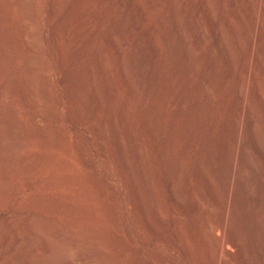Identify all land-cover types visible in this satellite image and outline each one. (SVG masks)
Segmentation results:
<instances>
[{
  "label": "rangeland",
  "instance_id": "374dc122",
  "mask_svg": "<svg viewBox=\"0 0 264 264\" xmlns=\"http://www.w3.org/2000/svg\"><path fill=\"white\" fill-rule=\"evenodd\" d=\"M257 1L0 0V264H124L125 245L130 264H219L222 237L240 239L229 264H264ZM143 145L158 155L154 219L120 192L118 155L132 166ZM173 196L200 205V236L177 239Z\"/></svg>",
  "mask_w": 264,
  "mask_h": 264
},
{
  "label": "bare ground",
  "instance_id": "6f19581e",
  "mask_svg": "<svg viewBox=\"0 0 264 264\" xmlns=\"http://www.w3.org/2000/svg\"><path fill=\"white\" fill-rule=\"evenodd\" d=\"M220 1V0H219ZM228 0H226L227 2ZM259 1V0H258ZM257 1V2H258ZM228 3V2H227ZM261 3H262V0H261ZM263 3H264V0H263ZM20 5V4H19ZM23 5V4H22ZM232 5V4H231ZM246 8V7H245ZM251 9V8H250ZM240 10V9H239ZM255 11V12H254ZM262 11V7H261V4L260 3H256V6H254L253 8V12L250 13V11L248 12L246 10L243 11V13H246L248 12L247 15H249L250 19H252V23L250 24L252 28H250V33L248 35V47H249V59H248V66H247V75L249 76L250 75V72H251V66L253 64L256 63V58H255V55H254V50H255V44L258 40H261V37H262V33L260 32V28H261V25L259 23V15ZM242 12V10H241ZM240 12V13H241ZM28 14V13H27ZM245 14V16H246ZM212 16V15H211ZM25 17V16H24ZM234 17V16H233ZM232 17V19H233ZM213 18V17H212ZM238 18V17H237ZM246 18V17H245ZM229 19V18H228ZM231 19V20H232ZM247 19V18H246ZM27 20V19H26ZM239 20V19H237ZM213 21V20H212ZM228 21V20H227ZM236 21V19H235ZM234 21V23H235ZM237 22V21H236ZM240 22V21H238ZM237 22V23H238ZM242 22V21H241ZM240 22V23H241ZM226 23V22H225ZM233 23V20H232V24L234 25ZM231 24V23H230ZM236 24V23H235ZM225 25V24H224ZM239 25V24H238ZM242 26V24H241ZM226 27V25H225ZM228 27H231L228 25ZM236 28V26H235ZM233 29V28H230V30ZM237 29V28H236ZM229 30V28H228ZM234 30V29H233ZM231 30V31H233ZM235 31V30H234ZM234 31L230 34H234ZM230 32V31H229ZM31 36V35H30ZM29 38V37H27ZM205 48H206V45H205ZM216 50V49H215ZM261 52L263 53L264 55V44L262 45L261 47ZM262 57V56H261ZM139 58V57H138ZM263 58V57H262ZM102 60V59H101ZM95 61V60H94ZM97 61V60H96ZM35 62V61H34ZM99 62V61H98ZM96 63V62H94ZM102 64V63H101ZM94 66H97V65H94ZM94 69V68H92ZM96 69V68H95ZM98 69V68H97ZM91 71V70H90ZM93 70H92V74H93ZM257 72V71H256ZM258 74V72H257ZM256 74V75H257ZM90 75V74H89ZM247 76V77H248ZM259 76V75H258ZM90 78V77H89ZM259 80V79H258ZM247 81V80H246ZM252 81V80H251ZM258 82V81H257ZM251 83V82H250ZM248 83V85L250 84ZM246 84V83H245ZM244 84V86H245ZM253 84V83H252ZM259 84H262L259 83ZM257 84V85H259ZM261 86V85H260ZM262 87V86H261ZM246 88V86H245ZM259 88V87H258ZM257 89V88H256ZM259 90H263L264 92V89H260ZM243 92V91H242ZM260 92V91H259ZM248 97V96H247ZM246 97V98H247ZM239 98L242 102V107H241V113L240 114H244L245 113V102H247V99L246 101L244 102V98L245 96L240 92V95H239ZM251 104V103H250ZM250 104H248V106L250 107ZM253 111V110H252ZM240 112V111H238ZM239 114V113H238ZM239 114V115H240ZM240 115V116H242ZM253 117H255L254 115H252ZM253 117L250 119H253ZM241 118V117H240ZM239 119V118H238ZM241 120V119H240ZM239 120V125L237 126V134H236V137H235V147H234V159L232 160V162L234 161V164H232V168H230V173H229V178H230V183L232 184L233 182V178L235 177V172H236V166H235V163H236V160L239 156V144H240V130L242 129V121ZM249 120V119H248ZM254 120V119H253ZM251 121V120H250ZM249 121V122H250ZM238 122V120H237ZM258 122V121H257ZM256 124V123H255ZM255 126V125H254ZM253 126L252 129H255ZM145 128V127H144ZM252 131V130H251ZM253 131H256L257 130H253ZM254 133V132H252ZM251 134V133H250ZM255 134V133H254ZM256 135V134H255ZM258 135V134H257ZM216 136V135H215ZM253 136V135H252ZM244 137V136H243ZM115 138V137H114ZM252 138V137H250ZM256 138H259L258 136H256ZM242 139H245L242 138ZM260 139V138H259ZM257 140H255L256 142ZM261 141V140H260ZM259 141V143H260ZM115 142V141H114ZM244 143V140L242 142V144ZM258 143V142H257ZM241 144V145H242ZM251 144V143H250ZM262 144V142L260 143ZM259 145V144H258ZM258 145H255V146H258ZM263 145V144H262ZM121 146V145H120ZM119 146V147H120ZM252 146V145H250ZM139 147V146H138ZM137 147V148H138ZM153 147V146H152ZM260 147L262 148V146L260 145ZM121 148V147H120ZM136 148V149H137ZM259 148V146H258ZM264 148V146H263ZM249 149V148H248ZM260 149V148H259ZM120 151V149H118ZM153 150V149H151ZM263 150V149H262ZM122 151V150H121ZM120 151V153H121ZM250 151V150H249ZM252 151V150H251ZM250 151V152H251ZM233 152V151H232ZM248 152V151H247ZM246 152V153H247ZM249 152V153H250ZM253 153V152H252ZM119 154V153H118ZM123 154V153H122ZM122 154H119L118 155V160L120 162V165H121V173H122V179H124V182H125V189L124 190H121V194L123 196V204L125 206V208H129L130 206V203L133 204L134 208L136 209H139V208H142V206L146 205L148 207V212L150 213V218L152 217L153 219L155 218V211H154V208H153V199L155 198V190H157V183H158V179L156 178V174L154 172V169H156L154 167V163H155V159L158 155L154 154V151H148V148L143 145V147L138 148L135 155H134V163H132V166L130 164V162H128L126 159H125V156H122ZM159 154V153H158ZM163 154V153H162ZM248 154V153H247ZM165 156V155H164ZM124 157V158H123ZM162 157V156H161ZM39 158V157H37ZM159 160V159H158ZM174 161V159H173ZM251 161V160H250ZM254 161V159L252 160ZM45 162V161H44ZM164 163V162H163ZM174 163V162H172ZM248 165V163H247ZM252 165V164H251ZM249 166V165H248ZM251 167V166H250ZM163 168V167H162ZM256 168V167H255ZM253 169V168H252ZM163 170V169H162ZM248 170V169H247ZM246 172V171H245ZM248 173V172H247ZM249 174V173H248ZM255 175V174H254ZM158 177V176H157ZM183 178V177H182ZM161 181V180H160ZM158 186L160 187V185L158 184ZM232 186V185H231ZM4 188V187H3ZM6 190V189H5ZM1 191V190H0ZM158 191V190H157ZM164 191V190H163ZM159 192V191H158ZM162 192V191H161ZM165 192V191H164ZM160 194V193H159ZM228 194V193H227ZM6 195V194H5ZM186 195V194H185ZM1 198V197H0ZM192 198V197H191ZM228 198V197H226ZM173 200V206H172V212H173V215H174V218L175 220L177 221L178 223V235H177V239L180 240V238L183 239V237H185L187 234L191 235V239L198 236L199 233L203 232V227L201 225V220H200V215H201V208H200V205L198 203L195 202L194 206H193V210L192 212L189 210V206L187 204V197H181V198H177L176 196H173L172 198ZM191 200V199H190ZM4 202V201H3ZM160 202V200H159ZM162 203V201H161ZM228 203V202H227ZM142 204V206H141ZM132 206V207H133ZM209 207V206H208ZM211 208V207H210ZM171 211V210H170ZM148 215V214H147ZM127 216V215H126ZM131 216V215H130ZM171 216V215H170ZM133 217H134V214H133ZM169 218V216H166ZM129 218V217H127ZM149 218V217H148ZM132 219V218H131ZM147 219V217H146ZM165 219V218H164ZM209 219V218H208ZM228 219V218H227ZM130 220V219H129ZM228 221V220H227ZM133 222V221H132ZM170 222V221H169ZM155 223V222H154ZM151 224V223H150ZM153 224V222H152ZM151 224V225H152ZM204 224V223H203ZM208 228L210 230V234L212 236L213 232L212 230L214 229V227H216L218 224H214V222L210 223L208 222ZM154 226V225H152ZM174 227V226H173ZM223 231L225 232L226 231V225L225 223L223 224ZM133 229V227H132ZM131 229V230H132ZM135 229V228H134ZM127 230H128V234L130 232V229H129V226L127 227ZM136 230V229H135ZM230 230V229H229ZM152 231V230H151ZM127 233V232H126ZM136 233V231H135ZM208 233V234H209ZM175 235V234H174ZM130 236V235H129ZM200 236V235H199ZM131 237L134 238L131 234ZM187 237V236H186ZM140 238V237H139ZM136 239V237H135ZM176 239V240H177ZM185 239V238H184ZM183 240H180V241H184ZM198 239V238H197ZM196 240V239H194ZM215 240V239H214ZM240 240V239H238ZM237 240V241H238ZM122 241V240H121ZM191 241V240H189ZM224 241H228V243H230L232 245V247L235 248V250H233L234 252H227V251H224L223 249V244H224ZM237 241L235 242L233 239H227L225 237H222L221 239H218V241L216 242V246H215V249L218 251V255H217V261L219 264H229V260H234L235 262V259L237 258V254H238V251H239V246L237 244ZM176 242V241H175ZM125 243V242H124ZM145 243V242H144ZM177 243V242H176ZM227 243V242H226ZM123 244V243H122ZM242 244V243H241ZM140 246V244H138ZM177 245V244H176ZM125 254H124V264H130L131 263V260H132V256L134 255V252H133V249L131 246H128V245H125ZM184 246H186L187 248H189V242L185 241L184 242ZM177 248V246H176ZM229 248H231L229 246ZM10 249V248H9ZM122 249V248H121ZM174 249V248H173ZM181 249V248H180ZM215 250V251H216ZM179 252V251H178ZM190 253V252H189ZM247 253V251H246ZM245 253V254H246ZM180 254V253H179ZM189 255V254H188ZM247 255V254H246ZM134 257V256H133ZM246 258L248 256H245ZM136 258V257H135ZM137 259V258H136ZM138 260V259H137ZM159 260V259H158ZM239 260V259H238ZM160 261V260H159ZM237 261V259H236ZM237 263V262H236ZM255 263V261H254ZM239 264V263H238Z\"/></svg>",
  "mask_w": 264,
  "mask_h": 264
}]
</instances>
